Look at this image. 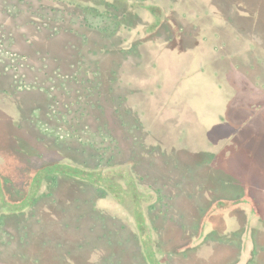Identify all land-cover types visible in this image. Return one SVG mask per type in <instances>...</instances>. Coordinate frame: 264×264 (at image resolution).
I'll use <instances>...</instances> for the list:
<instances>
[{
  "label": "rangeland",
  "instance_id": "1",
  "mask_svg": "<svg viewBox=\"0 0 264 264\" xmlns=\"http://www.w3.org/2000/svg\"><path fill=\"white\" fill-rule=\"evenodd\" d=\"M263 82L264 0H0V264H264Z\"/></svg>",
  "mask_w": 264,
  "mask_h": 264
},
{
  "label": "crops",
  "instance_id": "2",
  "mask_svg": "<svg viewBox=\"0 0 264 264\" xmlns=\"http://www.w3.org/2000/svg\"><path fill=\"white\" fill-rule=\"evenodd\" d=\"M262 131H263V128H262ZM263 135H264V133H263ZM243 164H244V161H243ZM246 164H247V162H246ZM263 166H264V161H263V164H262ZM239 183H240V185L241 186H244L245 185V187H246V184L247 183H243V182H241V180H239ZM264 187V184L263 183H261V184H258L257 185V187H256V189H255V192H254V194L256 195V192H257V190L259 189V188H263ZM241 191V193H242V190H240ZM252 193L253 192H248V193H246V195H244L243 193V196H245V197H250L251 198V202L254 204V206H255V204H256V202H253L254 201V198L252 197ZM234 210H237V209H234ZM240 210L242 211V209L240 208ZM251 221L253 222V224H251V226H247L246 227V229H244V228H241V226H243V224L245 223V222H247L248 221V219L246 220V219H243V217H242V219H239L238 217H237V215H234V216H232V218L231 219H229V220H226L225 221V223H223L222 224V226H219V228L217 229V226H213V227H215V229H217V230H221L222 231V233H225V234H228V233H234V230L235 229H237L238 228V230L237 231H239V230H242L244 233H248V234H250V236L252 235L251 234V232H252V229H256L257 227H258V224H257V222H258V215H259V210L258 209H256V208H252V210H251ZM248 224V223H247ZM246 224V225H247ZM249 225V224H248ZM241 237H242V235H241ZM246 240L249 242V239L248 238H246ZM248 242H247V244H248ZM248 246H249V244H248ZM248 246H246L247 247V250H246V252L244 251V253L242 254L243 256L240 258V260L237 262V264H240L244 259L245 260H248V254H250L249 252V247ZM209 257H206V259H208ZM210 259V258H209Z\"/></svg>",
  "mask_w": 264,
  "mask_h": 264
},
{
  "label": "trees",
  "instance_id": "3",
  "mask_svg": "<svg viewBox=\"0 0 264 264\" xmlns=\"http://www.w3.org/2000/svg\"><path fill=\"white\" fill-rule=\"evenodd\" d=\"M261 89H262V86H261L260 89L258 88V90H261ZM257 92H259V91H257ZM260 105L261 104L258 103L257 107H260ZM48 169L49 170H54L55 172H64L67 175H71V176H73L75 178L81 179L83 181H87V182H89L91 184H94V185L101 186L103 184V183L99 182V180H100L99 177H101V174H102L100 171L97 172V171L84 170V169H79V168H76V167H70L68 165L58 164V163H57V165H54V167H49ZM149 256L151 258L154 257L153 254H149Z\"/></svg>",
  "mask_w": 264,
  "mask_h": 264
},
{
  "label": "flooded vegetation",
  "instance_id": "4",
  "mask_svg": "<svg viewBox=\"0 0 264 264\" xmlns=\"http://www.w3.org/2000/svg\"><path fill=\"white\" fill-rule=\"evenodd\" d=\"M241 76L240 77H245V79L243 80V81H245L247 78H246V75L244 76V74H240ZM239 77V78H240ZM244 82H242V84H243ZM254 93H256V92H254ZM253 250V251H252ZM251 251H252V253L254 254V249H253V247H251ZM238 260H240V259H238Z\"/></svg>",
  "mask_w": 264,
  "mask_h": 264
}]
</instances>
